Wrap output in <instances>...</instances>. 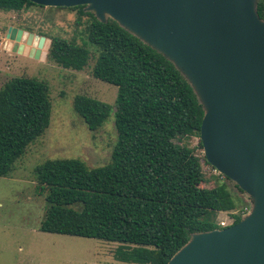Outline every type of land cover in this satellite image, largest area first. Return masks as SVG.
Wrapping results in <instances>:
<instances>
[{
    "label": "trees",
    "instance_id": "obj_1",
    "mask_svg": "<svg viewBox=\"0 0 264 264\" xmlns=\"http://www.w3.org/2000/svg\"><path fill=\"white\" fill-rule=\"evenodd\" d=\"M31 6L44 7L0 0L7 12ZM55 8L90 17L84 43L54 36L48 57L81 71L92 57L88 45L95 47L92 75L117 86L115 106L79 94L74 108L91 131L114 112L118 140L104 166L90 168L74 158L36 166L38 191L46 193L47 202L40 230L118 242L115 258L121 262L167 264L193 233L220 228L211 214L244 211L246 202L226 182L201 186L206 182L202 159L182 139L200 137L204 109L176 66L111 18L101 22L84 6ZM258 12L264 19V0H258ZM51 114L47 82L14 77L0 88V177L9 176L44 135Z\"/></svg>",
    "mask_w": 264,
    "mask_h": 264
},
{
    "label": "water",
    "instance_id": "obj_2",
    "mask_svg": "<svg viewBox=\"0 0 264 264\" xmlns=\"http://www.w3.org/2000/svg\"><path fill=\"white\" fill-rule=\"evenodd\" d=\"M84 6L168 58L204 117L207 162L252 200L240 222L195 232L167 264H264V19L258 0H30ZM13 50L39 59L47 38L11 26Z\"/></svg>",
    "mask_w": 264,
    "mask_h": 264
},
{
    "label": "rangeland",
    "instance_id": "obj_3",
    "mask_svg": "<svg viewBox=\"0 0 264 264\" xmlns=\"http://www.w3.org/2000/svg\"><path fill=\"white\" fill-rule=\"evenodd\" d=\"M89 20L87 15L80 16L78 10L55 7L31 6L8 12L0 9V88L14 77H36L48 83L52 103L49 128L30 144L13 172L0 177V264H132L115 258L121 246L118 242L40 230L47 202L46 193L38 191L36 166L48 159L65 158L81 159L90 168L104 166L111 162L118 140L114 112L100 129L91 131L74 108L75 97L79 94L115 106L117 86L92 75L95 47L88 45L92 57L81 71L64 68L48 57L54 36L84 43ZM11 26L47 38L41 58H33L27 51L23 54L14 52L13 43L7 39ZM200 140L199 136L182 139L195 148L202 159L206 182L201 186L214 188L219 182H226L246 202L244 211H221L209 216L214 215L218 224L222 220L231 221L245 214L252 200L239 193L231 180L221 177L219 171L205 162Z\"/></svg>",
    "mask_w": 264,
    "mask_h": 264
},
{
    "label": "built area",
    "instance_id": "obj_4",
    "mask_svg": "<svg viewBox=\"0 0 264 264\" xmlns=\"http://www.w3.org/2000/svg\"><path fill=\"white\" fill-rule=\"evenodd\" d=\"M236 218L232 219L231 221H225V220H222L219 222V225H220V228H225L227 226H231L234 224Z\"/></svg>",
    "mask_w": 264,
    "mask_h": 264
},
{
    "label": "crops",
    "instance_id": "obj_5",
    "mask_svg": "<svg viewBox=\"0 0 264 264\" xmlns=\"http://www.w3.org/2000/svg\"><path fill=\"white\" fill-rule=\"evenodd\" d=\"M27 51V53L29 54V48H26L25 49V51H24V53Z\"/></svg>",
    "mask_w": 264,
    "mask_h": 264
}]
</instances>
